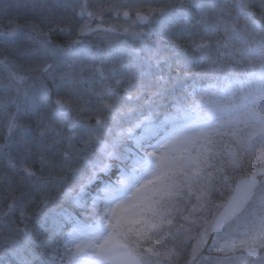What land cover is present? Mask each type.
Segmentation results:
<instances>
[{
  "label": "snow or ice",
  "instance_id": "6c2138e0",
  "mask_svg": "<svg viewBox=\"0 0 264 264\" xmlns=\"http://www.w3.org/2000/svg\"><path fill=\"white\" fill-rule=\"evenodd\" d=\"M178 11L180 24L168 0H0V264H264V128L258 147L179 132L180 103L146 114L194 68L221 71L237 40L264 57V0Z\"/></svg>",
  "mask_w": 264,
  "mask_h": 264
},
{
  "label": "rangeland",
  "instance_id": "374dc122",
  "mask_svg": "<svg viewBox=\"0 0 264 264\" xmlns=\"http://www.w3.org/2000/svg\"><path fill=\"white\" fill-rule=\"evenodd\" d=\"M174 2L177 3V0ZM113 23L118 22L113 20ZM245 47L248 49L255 46ZM225 73L224 78L217 76V85L180 102L183 111L177 115V129L188 136H195L214 127L228 133L235 131L238 137L250 139L259 147V133L264 128V57L256 60L254 56L246 57L238 67L233 65ZM165 115L159 118L163 120ZM149 116L153 120L158 117L152 113ZM229 121L232 123L229 124ZM216 140L236 147L231 135L218 136ZM199 143L193 141L185 146L195 155ZM232 175L237 183L239 178L245 177V172L237 169ZM234 187L233 182H229L226 187L219 186L213 194L214 202L219 204L229 199Z\"/></svg>",
  "mask_w": 264,
  "mask_h": 264
},
{
  "label": "trees",
  "instance_id": "16d2710c",
  "mask_svg": "<svg viewBox=\"0 0 264 264\" xmlns=\"http://www.w3.org/2000/svg\"><path fill=\"white\" fill-rule=\"evenodd\" d=\"M168 2L173 4L176 7V9L178 8L175 15L177 17L178 24L182 23V21H180V13L178 10L181 4L185 2V0L183 1L177 0V3H175L174 0H168ZM245 46L253 47L255 45L251 43V38H242L240 40L235 41L234 45L229 46L227 49H221V51L225 52V56L221 57L220 60L217 61L215 65L216 67L220 68L221 71L213 72L210 69H208V65H205V68H199V67L194 68L193 71L200 73L199 75L187 79L186 83L184 82V80H181L180 84H177L173 88L171 94L168 96L167 99L159 101L158 105L154 107L150 112H147L146 114L149 115L150 113L154 112L156 115H158V117L165 113L168 114L169 111L174 108L173 102L176 103L185 102L190 98V96L194 95L192 92L193 88L196 89L195 94H197L199 92L206 91L212 85H217V80H218L217 76L218 78L219 77L224 78V76L226 75L225 72L229 70L231 66L234 65L238 67L243 60H246L247 56L242 55V52L246 48ZM259 58L261 57L254 56V60ZM172 75L175 82V78L177 74L173 73ZM125 127L128 126L125 125ZM65 207L68 208L69 211H71V208L68 205H65Z\"/></svg>",
  "mask_w": 264,
  "mask_h": 264
},
{
  "label": "water",
  "instance_id": "95a60500",
  "mask_svg": "<svg viewBox=\"0 0 264 264\" xmlns=\"http://www.w3.org/2000/svg\"><path fill=\"white\" fill-rule=\"evenodd\" d=\"M244 178H245V177H243V178H240V179L237 181V183H238V182H239L241 179H244ZM233 194H234V193H233ZM233 194H232V195H233ZM232 195H231V196H232Z\"/></svg>",
  "mask_w": 264,
  "mask_h": 264
}]
</instances>
